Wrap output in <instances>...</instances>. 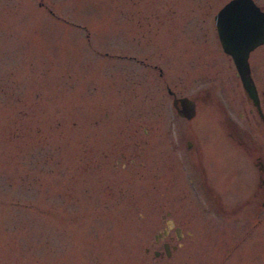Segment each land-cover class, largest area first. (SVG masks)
I'll list each match as a JSON object with an SVG mask.
<instances>
[{"label":"rangeland","instance_id":"374dc122","mask_svg":"<svg viewBox=\"0 0 264 264\" xmlns=\"http://www.w3.org/2000/svg\"><path fill=\"white\" fill-rule=\"evenodd\" d=\"M38 1L0 0V264H264V196L226 176L200 198L184 162L237 97L212 24L228 0ZM168 220L182 246L156 257Z\"/></svg>","mask_w":264,"mask_h":264},{"label":"flooded vegetation","instance_id":"af4514ba","mask_svg":"<svg viewBox=\"0 0 264 264\" xmlns=\"http://www.w3.org/2000/svg\"><path fill=\"white\" fill-rule=\"evenodd\" d=\"M254 2L264 11L263 5L256 0ZM38 6L47 8L44 0H39ZM212 24L220 49L228 58L227 66L231 71L229 79L232 82V91L237 97L227 98V90L225 95L220 93L216 102L218 107L216 113L206 116L204 121L206 128L190 129V139L186 140L184 153L187 175L192 191L197 193L200 198L207 199L210 196L218 195L219 192L215 190V184L226 176L232 178L229 189L233 195L243 193V188L249 185L251 180L253 186L250 194L252 197L258 198L264 196V42L251 49L244 61L234 59L223 48L217 21L212 20ZM223 24L221 21L220 25ZM223 29L228 30L226 27ZM231 29H235L236 34L240 33L238 37L236 36L237 38L234 37L235 39L249 38L248 33H242L244 30L250 29L249 20L246 23L236 22ZM240 47L241 45L238 43L234 45L237 55L242 53ZM245 69H248L246 77L250 78L254 85L255 98L245 88L242 77V70ZM229 85L230 83L227 84V89ZM167 90L172 96V103L178 98L184 97L177 96L169 87ZM192 100L195 103V115L190 119L185 118L187 120H192L196 116V100ZM224 146L226 151L233 152V159L228 155V160H226L229 161L228 165L230 164L231 167L229 170H223L222 150L224 152ZM240 166L245 168L242 170L239 168ZM248 166L254 167L253 174L249 173ZM238 174L241 177L239 181L236 180ZM236 181L239 185H235ZM261 205L264 206V201ZM171 230L174 234L170 233ZM155 239L157 245L162 246V249H154V255L171 258L172 253L182 246L183 234L180 226H175L168 220L166 227L155 235ZM175 239L178 240V244L174 243ZM148 251L149 249L146 248V252Z\"/></svg>","mask_w":264,"mask_h":264},{"label":"water","instance_id":"95a60500","mask_svg":"<svg viewBox=\"0 0 264 264\" xmlns=\"http://www.w3.org/2000/svg\"><path fill=\"white\" fill-rule=\"evenodd\" d=\"M215 20L218 24L223 48L234 59L244 61L251 49L264 42V12L253 0H230L218 11L215 15ZM247 20H249L250 29L244 30L242 33H248L249 38L235 39L240 33L236 34L235 29L231 28L234 27L236 22L246 23ZM221 21H223V25H220ZM223 27L228 30H224ZM237 43L241 45L240 48L242 50V53H238V55L235 53L234 48ZM246 72L248 73V69L242 70L245 88L255 98L254 85L251 79L246 77ZM173 104L181 117L190 119L195 115V103L192 99L180 97Z\"/></svg>","mask_w":264,"mask_h":264}]
</instances>
